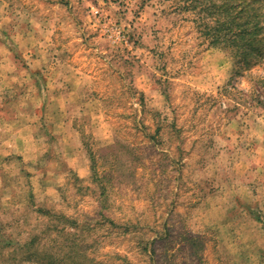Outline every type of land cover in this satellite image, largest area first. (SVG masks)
<instances>
[{
    "label": "rangeland",
    "instance_id": "374dc122",
    "mask_svg": "<svg viewBox=\"0 0 264 264\" xmlns=\"http://www.w3.org/2000/svg\"><path fill=\"white\" fill-rule=\"evenodd\" d=\"M0 264H264V0H0Z\"/></svg>",
    "mask_w": 264,
    "mask_h": 264
},
{
    "label": "built area",
    "instance_id": "2783aa9c",
    "mask_svg": "<svg viewBox=\"0 0 264 264\" xmlns=\"http://www.w3.org/2000/svg\"><path fill=\"white\" fill-rule=\"evenodd\" d=\"M99 12H100L99 9H95V10H94V13H95L96 15H98Z\"/></svg>",
    "mask_w": 264,
    "mask_h": 264
}]
</instances>
